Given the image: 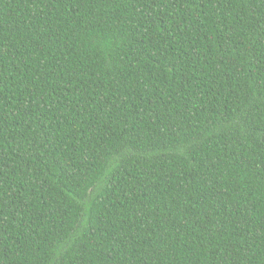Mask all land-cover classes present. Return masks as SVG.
I'll list each match as a JSON object with an SVG mask.
<instances>
[{
    "label": "trees",
    "instance_id": "16d2710c",
    "mask_svg": "<svg viewBox=\"0 0 264 264\" xmlns=\"http://www.w3.org/2000/svg\"><path fill=\"white\" fill-rule=\"evenodd\" d=\"M0 264H264V0H0Z\"/></svg>",
    "mask_w": 264,
    "mask_h": 264
}]
</instances>
